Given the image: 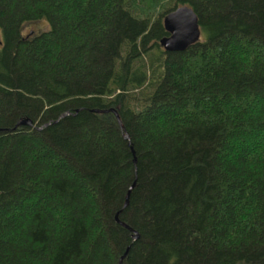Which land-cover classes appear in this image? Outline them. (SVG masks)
Wrapping results in <instances>:
<instances>
[{
  "label": "trees",
  "instance_id": "obj_1",
  "mask_svg": "<svg viewBox=\"0 0 264 264\" xmlns=\"http://www.w3.org/2000/svg\"><path fill=\"white\" fill-rule=\"evenodd\" d=\"M0 129V264H264V0H0Z\"/></svg>",
  "mask_w": 264,
  "mask_h": 264
},
{
  "label": "water",
  "instance_id": "obj_2",
  "mask_svg": "<svg viewBox=\"0 0 264 264\" xmlns=\"http://www.w3.org/2000/svg\"><path fill=\"white\" fill-rule=\"evenodd\" d=\"M163 26L168 32V35L162 37L159 40L160 45L165 51H184L190 45L199 41L201 37L200 26L198 23V17L191 7L188 5H181L176 7L171 12L167 13L163 18ZM95 112H107L111 111L116 115L117 120L120 125L118 114L114 109L104 110V109H95ZM65 115V114H64ZM62 115V116H64ZM61 118V117H60ZM27 125H33V120L29 117L24 119H19L14 126V128ZM122 127V125H121ZM40 129V128H39ZM2 130V129H0ZM125 139H129L127 134L124 135ZM135 161V158H133ZM131 188L128 189L126 194V200L124 202V207L128 204V198L130 195ZM123 226L128 227L124 222H120ZM138 235L135 234L134 238L136 239ZM126 253H124L120 259L119 264H122V259Z\"/></svg>",
  "mask_w": 264,
  "mask_h": 264
},
{
  "label": "rangeland",
  "instance_id": "obj_3",
  "mask_svg": "<svg viewBox=\"0 0 264 264\" xmlns=\"http://www.w3.org/2000/svg\"><path fill=\"white\" fill-rule=\"evenodd\" d=\"M48 28V23L46 20H36V21H31L23 25L22 27V33L24 35H30L35 32H39L42 29Z\"/></svg>",
  "mask_w": 264,
  "mask_h": 264
}]
</instances>
